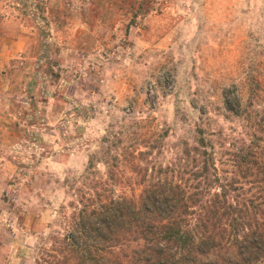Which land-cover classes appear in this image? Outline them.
I'll return each mask as SVG.
<instances>
[{"label":"rangeland","instance_id":"obj_1","mask_svg":"<svg viewBox=\"0 0 264 264\" xmlns=\"http://www.w3.org/2000/svg\"><path fill=\"white\" fill-rule=\"evenodd\" d=\"M253 88L264 0H0V264H34L121 148L164 165L196 125L236 136L221 92Z\"/></svg>","mask_w":264,"mask_h":264},{"label":"trees","instance_id":"obj_2","mask_svg":"<svg viewBox=\"0 0 264 264\" xmlns=\"http://www.w3.org/2000/svg\"><path fill=\"white\" fill-rule=\"evenodd\" d=\"M257 93L221 92L220 115L237 119L236 136L212 138L196 125L193 144L183 140L164 165L127 147L102 160L105 178L77 190L63 232L49 235L34 264H264V106H254ZM129 179L137 184L120 185Z\"/></svg>","mask_w":264,"mask_h":264},{"label":"crops","instance_id":"obj_3","mask_svg":"<svg viewBox=\"0 0 264 264\" xmlns=\"http://www.w3.org/2000/svg\"><path fill=\"white\" fill-rule=\"evenodd\" d=\"M15 42H18V41H15Z\"/></svg>","mask_w":264,"mask_h":264}]
</instances>
